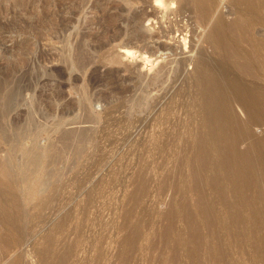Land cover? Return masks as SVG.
<instances>
[{
  "label": "rangeland",
  "instance_id": "374dc122",
  "mask_svg": "<svg viewBox=\"0 0 264 264\" xmlns=\"http://www.w3.org/2000/svg\"><path fill=\"white\" fill-rule=\"evenodd\" d=\"M91 1L61 6L79 30L97 21L95 72L82 76L61 60L56 0H0V264H264L260 0H214L206 24L186 0H118L102 15L107 0L94 13ZM216 16L245 26L235 23L229 58L209 34ZM195 63L261 97V122H242L245 147L228 148L231 167L193 145ZM64 127L86 138L65 145Z\"/></svg>",
  "mask_w": 264,
  "mask_h": 264
},
{
  "label": "bare ground",
  "instance_id": "6f19581e",
  "mask_svg": "<svg viewBox=\"0 0 264 264\" xmlns=\"http://www.w3.org/2000/svg\"><path fill=\"white\" fill-rule=\"evenodd\" d=\"M74 1L76 2V4L78 1V3H81L82 5H84L83 3L86 0H73V1L71 0V2H70V0H65V1L56 0V3H55L56 7L54 6V8L56 9V12H57V13L55 12L56 18L54 17L56 19V20L54 19L56 21L55 25H54L55 26V31H54L55 32V40L61 46V49H60V52H61L60 56L62 58L61 60H62V62H65V65H66L65 67H66V69L69 70V74H72L73 72L77 71V72L81 73L82 76L87 75V74L91 75L92 71L94 70V68H93L94 66L92 65L93 66L92 68L89 67V64H90L89 53H90V51L95 50L99 46V44L98 45L93 44L94 40L96 41V39H94V38L96 37L98 32L95 31V29H93L94 27H91V25L95 26L97 21L95 20L94 17L88 18V20L86 18L85 20H87V22L82 21V22H86V25L80 26V27L84 26V28H82V30H79L77 27H75L74 23H75L76 11L74 12L73 8H76V7H74L72 5ZM102 1L103 0H101V2ZM64 3L65 4L68 3L66 6H68V5L73 6V8H71L72 10L70 9V7H72V6H69L67 12L65 11L67 15L62 14L64 10H62L61 6L64 5ZM213 3H214V0H186L183 4L187 5V7L189 6V8H191L193 11L196 12V17L193 16L196 18V22L206 24L210 18ZM106 4L108 5L109 8L107 7V9L102 10L100 12L101 15L104 13L110 12V9H112L111 8L112 5H118V0H110L109 2L107 0ZM259 4L261 5V7L264 8V0H260ZM98 5H99V0H92L90 3V11H92L94 13L95 8ZM80 6L77 5V7H80ZM62 7H64V6H62ZM117 7H118V9H121L120 5ZM55 9H54V11H55ZM66 9H67V7H66ZM186 11H190V10H186ZM100 13H99V15H100ZM147 14H148L147 12L143 13V15H145V16ZM120 15H121V13H120ZM118 17H119V19H121L120 16H118ZM121 17H123V16H121ZM107 18H109V17H107ZM103 20H105V18H103ZM238 22L240 23V21L237 19L234 22L228 24L220 16H216L214 18L213 22L209 25V28H208L209 34L212 36L214 44L216 45L217 48L224 51L223 56L226 58H229V57L235 55V48L233 47L231 42H234V39H236L238 37L237 36L238 30H240V32L242 33L245 29L244 24L240 23V29L235 30V23H237V25H238ZM134 23L136 24V22H134ZM134 23H133V25H134ZM83 24H85V23H83ZM109 26H111V28L112 27L118 28L119 23H117V21H115V23L114 22L110 23ZM183 27H184V25H183ZM106 28H108V27H106ZM127 29H129L128 26H127ZM190 29H192V28H190ZM120 33H122V32H120ZM130 33H131V31H130ZM124 34H126V33H124ZM108 36H109V34H108ZM151 36L145 35V33H143V32L140 34L137 33V37H139V38L143 37V38H141V40L144 39L145 37L149 38ZM241 37H242V35H241ZM145 39H147V38H145ZM243 41H245V38H243ZM160 46H161V44L158 45V47H160ZM123 52L124 51H122V53H119V54L123 55ZM126 52L128 53V55H131L132 50L127 49ZM126 52H124L125 53L124 55H126ZM144 58H145V56L143 55V59ZM127 59H128V57H127ZM133 59H135V57ZM59 60H60V58H59ZM116 60H118V59H116ZM118 62L119 61H117V63ZM120 62H122V59ZM172 62H174V61H172ZM176 65H178V64H176ZM63 66H64V64H63ZM163 67H164L163 65L160 66V68H158V66H157L158 69L155 70V72H156L155 74L157 75L159 72H162V69H164L166 66L164 68ZM246 67H248V66H247V64L245 66V63H242L240 65V68L243 71H246L245 70ZM68 70H66V72ZM192 71L197 75V80H195V85L198 89V94L196 96L195 108L199 113V117L197 118L195 116L196 118L194 119V121H196L197 129H196V133H194V137L192 139L193 145L195 146L197 144H200V145L202 144L203 146L209 147L211 152H213V154H215L218 157V158H216L217 160H219L218 164L220 163V165H225L227 167H231L230 151H229L230 149H228V148H232V150H240V149H243L245 147V140L244 139H245L247 133L244 130V128L242 127V122L245 119L251 120L252 123L255 125L261 122V116H260V114H257V111H256L258 108L261 107L260 106L262 103L260 100L261 97H260V95L254 93V92H251L247 88L244 81L237 80V79L232 80V78L229 77L227 73H225L224 71H221V70H217V68L214 69L212 72H209L207 68H204V67L200 66L199 64L195 63L192 67ZM94 72H95V70H94ZM151 75H149V76H151ZM163 75H164V73H163ZM70 76L74 80L78 78V75H73V77H72V75H70ZM90 77H92V76H90ZM69 78H67V79H69ZM234 81H237V83H235ZM92 85H96V84H92ZM92 88H94V87L92 86ZM89 90H90V88H89ZM102 93H104V92H102ZM39 99H38V101H39ZM88 103H89V101H88ZM38 105H40V103H38ZM235 106L239 107L241 109V111L244 113V116H245L244 118L240 117L241 115L239 116L236 113ZM194 109H193V111H194ZM240 109H238V111ZM86 112L87 111L85 110L82 113V120L87 122V121H90L89 120L90 118ZM44 114H46V113H44ZM252 116L254 117V119L252 118ZM232 124L235 125V134L233 136L229 134V126ZM67 125H69V124H67ZM65 127H64V129H62V132H61V138L63 140V144L71 145V143H73V142H71L72 140L80 139L82 141L84 138H86V132L83 129H79L80 128L79 126H78L79 128L76 127V129H75V127L74 128L73 127L72 128L71 127L65 128ZM179 136H181V135H179ZM75 138H77V139H75ZM81 141H78V142H81ZM73 144H76V141H74ZM207 157H208L207 155H204V159H207ZM216 165H217V163H216ZM235 168L239 169V165H236ZM214 180H215V178H214Z\"/></svg>",
  "mask_w": 264,
  "mask_h": 264
}]
</instances>
